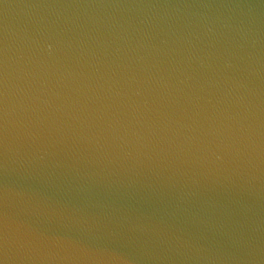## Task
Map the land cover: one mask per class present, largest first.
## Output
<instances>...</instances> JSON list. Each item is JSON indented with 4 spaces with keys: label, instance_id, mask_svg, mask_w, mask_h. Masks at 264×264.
<instances>
[{
    "label": "water",
    "instance_id": "95a60500",
    "mask_svg": "<svg viewBox=\"0 0 264 264\" xmlns=\"http://www.w3.org/2000/svg\"><path fill=\"white\" fill-rule=\"evenodd\" d=\"M0 264H264V0H0Z\"/></svg>",
    "mask_w": 264,
    "mask_h": 264
}]
</instances>
